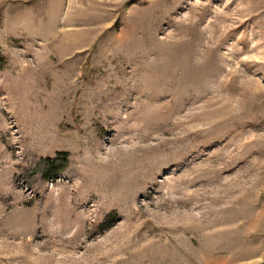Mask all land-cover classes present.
<instances>
[{"label":"rangeland","instance_id":"374dc122","mask_svg":"<svg viewBox=\"0 0 264 264\" xmlns=\"http://www.w3.org/2000/svg\"><path fill=\"white\" fill-rule=\"evenodd\" d=\"M0 264H264V0H0Z\"/></svg>","mask_w":264,"mask_h":264},{"label":"trees","instance_id":"16d2710c","mask_svg":"<svg viewBox=\"0 0 264 264\" xmlns=\"http://www.w3.org/2000/svg\"><path fill=\"white\" fill-rule=\"evenodd\" d=\"M54 164V163H53Z\"/></svg>","mask_w":264,"mask_h":264}]
</instances>
